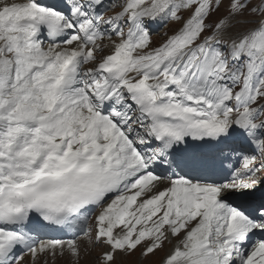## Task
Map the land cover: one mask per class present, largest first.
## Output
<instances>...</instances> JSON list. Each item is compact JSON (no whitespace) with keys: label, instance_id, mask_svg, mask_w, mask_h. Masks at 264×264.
<instances>
[{"label":"snow or ice","instance_id":"6c2138e0","mask_svg":"<svg viewBox=\"0 0 264 264\" xmlns=\"http://www.w3.org/2000/svg\"><path fill=\"white\" fill-rule=\"evenodd\" d=\"M133 257L264 264V0H0V264Z\"/></svg>","mask_w":264,"mask_h":264},{"label":"rangeland","instance_id":"374dc122","mask_svg":"<svg viewBox=\"0 0 264 264\" xmlns=\"http://www.w3.org/2000/svg\"><path fill=\"white\" fill-rule=\"evenodd\" d=\"M170 29H167L166 31H169ZM161 34H163V33H161ZM161 34H157V35H154V37H153V41H154V43H158L159 41H160V39H161ZM160 254L161 253H158L157 254V256L156 257H152L151 259L152 260H158L159 259V257H160ZM163 255V254H162ZM134 261H135V264H149V262L148 261H145L143 258H141V261L139 260V262H138V258L137 257H133L132 258ZM57 264H64V262L63 261H60V260H58L57 261ZM81 264H90V261L88 260V259H85V260H82V262H81Z\"/></svg>","mask_w":264,"mask_h":264}]
</instances>
